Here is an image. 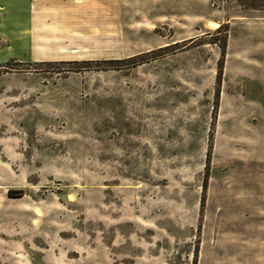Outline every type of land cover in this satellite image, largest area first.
Listing matches in <instances>:
<instances>
[{
	"label": "rangeland",
	"instance_id": "374dc122",
	"mask_svg": "<svg viewBox=\"0 0 264 264\" xmlns=\"http://www.w3.org/2000/svg\"><path fill=\"white\" fill-rule=\"evenodd\" d=\"M0 264H264V10L0 0Z\"/></svg>",
	"mask_w": 264,
	"mask_h": 264
},
{
	"label": "trees",
	"instance_id": "16d2710c",
	"mask_svg": "<svg viewBox=\"0 0 264 264\" xmlns=\"http://www.w3.org/2000/svg\"><path fill=\"white\" fill-rule=\"evenodd\" d=\"M239 3L248 9L264 10V0H238Z\"/></svg>",
	"mask_w": 264,
	"mask_h": 264
}]
</instances>
